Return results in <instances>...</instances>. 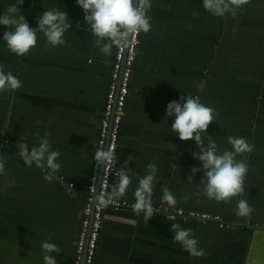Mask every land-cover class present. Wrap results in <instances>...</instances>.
I'll list each match as a JSON object with an SVG mask.
<instances>
[{"label":"crops","instance_id":"0c3cea01","mask_svg":"<svg viewBox=\"0 0 264 264\" xmlns=\"http://www.w3.org/2000/svg\"><path fill=\"white\" fill-rule=\"evenodd\" d=\"M14 3L0 0V15ZM151 5V31L140 32L119 131L116 166L130 157L131 178L120 199L135 202L138 179L155 163L153 204L173 207L161 199L167 187L177 200L174 207L220 214L233 227L164 216L147 222L143 213L106 208L94 264H264V0H250L235 18L211 15L202 0H151ZM18 7L32 28L52 9L66 11L72 26L64 33L65 45L52 47L37 32L36 46L17 56L3 40L8 28L0 25V65L22 84L0 94V156L6 159L0 175V264H43V241L61 249L52 253L58 264H72L115 47L106 58L95 46L76 0H24ZM182 95L198 96L219 113L207 135L220 152L232 150L229 136L254 145L251 153L237 155L248 173L243 195L230 203L203 195L202 171L188 182L191 168H202L192 157L199 149L194 140L172 133L173 118L165 116L167 104ZM46 132L51 150L61 154L51 181L45 179L50 170L25 165L17 152L22 134L30 150ZM10 180L14 187H6ZM67 182L74 183L70 194ZM239 199L253 209L249 217L236 215ZM171 224L194 230L205 255L190 256L174 243Z\"/></svg>","mask_w":264,"mask_h":264},{"label":"clouds","instance_id":"9594fccd","mask_svg":"<svg viewBox=\"0 0 264 264\" xmlns=\"http://www.w3.org/2000/svg\"><path fill=\"white\" fill-rule=\"evenodd\" d=\"M205 11L215 17H221L230 13L233 18L237 16V11L250 0H202ZM24 0H17V3L10 5L7 10L0 15V25L6 26L3 40L7 49L17 55L24 56L37 44V32L43 33L47 43L52 46L65 45L64 33L72 26L68 23L66 11L57 9L44 10L37 18V27L32 28L21 14L18 5H23ZM76 4L83 9L84 21L90 25V32L96 37L95 46L105 54L106 58L111 56L113 47H127L131 36L140 32L147 34L151 31V16L148 15L151 9V0H76ZM194 17L198 13L193 12ZM22 84L18 77L11 71H5L4 65H0V94L15 91L21 88ZM199 87V86H198ZM219 113L213 107L203 104L199 97L192 95H182L179 101H172L167 104L166 117H172L171 132L178 134L181 141L194 140L198 152L193 151L192 157L200 161L202 168H191V175L188 182L192 183L193 176L197 172H203L200 181L202 193L210 200L230 203L233 197L243 195L244 182L248 173V166L245 159H237V155L251 153L254 145L249 144L243 137L229 136L228 144L232 150L220 152L212 136L207 135L209 125L214 121V117ZM206 134V135H205ZM39 136V133L36 134ZM50 132L39 139L37 145L29 150L28 143L21 142L24 139L22 134L17 141V152L24 164L31 167L33 164L37 168L50 170L45 179L51 181L55 173L61 168L57 162L60 152L51 150L48 137ZM205 139L207 143L205 144ZM93 159L97 167L111 168L115 174V181L110 188L98 193L96 203L100 207H108L120 198L124 197L131 184V178L127 168L130 157L124 164L116 169L114 148L109 145L107 150L104 146L97 148ZM6 159L0 156V175L4 173ZM147 174L138 179V184L134 190L135 202L132 209L135 213H143L145 220L156 213L153 202V183L156 179L157 165L149 163ZM95 179V178H94ZM15 180L7 182L6 187H14ZM201 193H197L200 195ZM162 201L170 206H175L177 200L172 192L163 188ZM187 202L188 197L183 198ZM236 215L249 217L253 209L247 200L239 199L234 209ZM171 231L174 233L172 241L179 243L182 250L193 257H203L205 252L198 247V240L194 237V230L184 229L179 224H171ZM43 264H58L56 256L61 249L55 243L43 241L41 244Z\"/></svg>","mask_w":264,"mask_h":264},{"label":"built area","instance_id":"2783aa9c","mask_svg":"<svg viewBox=\"0 0 264 264\" xmlns=\"http://www.w3.org/2000/svg\"><path fill=\"white\" fill-rule=\"evenodd\" d=\"M141 43L140 33L129 39L127 47H115L111 62V71L107 83L104 106L98 127V137L92 156L88 184L83 198L79 228L75 240L74 257L72 264H94L95 252L98 244L99 233L102 227L103 213L106 208L113 210L132 209L133 201L119 199L108 207H100L96 203L98 193L109 189L112 179H115L111 168L97 167L93 159L97 148L109 145L114 148L115 159L118 145L119 131L125 110V103L129 94V86L133 72V65L137 57L138 47ZM8 140L3 141V143ZM2 145V144H1ZM116 169H119L115 166ZM95 178V179H94ZM62 180L63 177L60 176ZM67 193H71L73 182H67ZM156 213L152 217L164 216L168 220H181L184 222L212 221L220 228H232L233 224L223 219L220 214L197 209H185L181 207H167L161 204H153ZM264 227V224L261 225Z\"/></svg>","mask_w":264,"mask_h":264},{"label":"water","instance_id":"95a60500","mask_svg":"<svg viewBox=\"0 0 264 264\" xmlns=\"http://www.w3.org/2000/svg\"><path fill=\"white\" fill-rule=\"evenodd\" d=\"M88 27H90V25L87 24Z\"/></svg>","mask_w":264,"mask_h":264},{"label":"rangeland","instance_id":"374dc122","mask_svg":"<svg viewBox=\"0 0 264 264\" xmlns=\"http://www.w3.org/2000/svg\"><path fill=\"white\" fill-rule=\"evenodd\" d=\"M196 97H198V96H196Z\"/></svg>","mask_w":264,"mask_h":264}]
</instances>
